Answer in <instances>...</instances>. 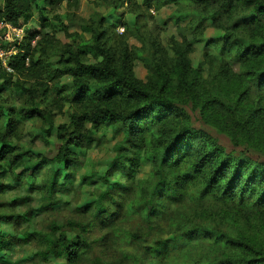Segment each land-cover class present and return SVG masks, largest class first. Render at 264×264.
<instances>
[{
  "label": "rangeland",
  "instance_id": "374dc122",
  "mask_svg": "<svg viewBox=\"0 0 264 264\" xmlns=\"http://www.w3.org/2000/svg\"><path fill=\"white\" fill-rule=\"evenodd\" d=\"M77 1L50 6L48 0H40L43 12L34 9L31 20L19 24L25 26L27 42L37 36L27 64L30 70L13 74L10 84L0 82V132L25 153L27 165H37L42 158L52 160L62 141L56 129H51L47 136V124L36 118L23 120L19 112L37 106L50 113L55 124L68 126L72 115L85 111L82 104L74 101V77L63 74L56 79L54 75L56 70H62L58 61L68 58L67 51H89L93 43L91 32L97 29L100 19L104 24L100 31L105 30L101 44L117 64L123 63L126 54L130 55L128 73L141 85L148 88L155 83L157 75L152 69L158 65L168 74L167 85L173 91L178 78L174 64H185L186 79L192 83L199 103L193 111L188 105L189 95L185 96L189 101L183 108L192 116L193 125L200 126L197 122L200 106L210 101L207 111L214 124L203 123L202 129L224 150L264 162V139L238 147L231 138L230 132L236 134L239 130L235 129L237 123L229 100L236 99L245 89L246 101L264 113V90L249 82V75H245L251 69L249 65L229 60L223 52V35L240 31L233 29L226 18L204 19L219 0ZM78 57L87 65L100 62L91 50ZM70 60L71 64L75 61ZM9 123L11 127L7 126ZM256 130L264 134V124ZM94 138L92 144L84 142L76 150L77 161L71 167L75 179L69 192L56 193L46 211H39L47 202L43 182L54 171L64 175L62 165L57 161L41 165L34 169L33 176L20 168L14 177L6 173L8 164L0 161V229L3 238L9 241L0 252V264H70L63 257L43 259L36 255L45 248L36 233L56 236L59 231L77 236L85 244L74 264H134L127 254L141 257L144 264H198L196 261L208 257L210 251L213 253L209 256L222 255L231 246L226 241L217 243L206 230L204 235L198 234L201 222L210 229L221 230L226 240L240 233L255 246L264 248V208L242 207L234 201L220 203L210 196L198 204L188 193L182 201H176L165 193L156 199L152 223H145L138 213L129 215L133 212L128 211L130 204L140 201L150 188L146 152L143 148L139 150V158L132 163L137 165L129 173L132 182H128L114 165L113 146L119 137L106 125ZM111 168L113 172L108 174ZM106 190L109 192L103 199L106 214L95 219L93 210L99 194ZM71 221L80 224L91 221L92 227L90 231L74 230L69 226ZM124 232L138 238L125 239ZM157 244L163 247L158 251L160 254L149 256L145 249Z\"/></svg>",
  "mask_w": 264,
  "mask_h": 264
},
{
  "label": "trees",
  "instance_id": "16d2710c",
  "mask_svg": "<svg viewBox=\"0 0 264 264\" xmlns=\"http://www.w3.org/2000/svg\"><path fill=\"white\" fill-rule=\"evenodd\" d=\"M48 1L50 6H54L63 2L69 4L74 0ZM40 5V0H3L0 6V21L14 25H19L20 22L26 24L33 17L34 9L39 13L43 12L45 8ZM205 18H226L233 29L240 31L223 35V52L229 60L249 65L251 69L245 74L249 75V82L256 89L264 90V0H219L218 5H213ZM102 21L103 19H100L97 29L91 32L93 43L88 47L89 51L99 57V64L87 65L80 61L79 54L89 53L85 49L78 50V53L67 51L68 58H60L58 61L62 70H56L54 75L56 79L63 74L74 77V101L82 104L85 111L72 115L69 125L66 126L55 124L51 114L37 106L31 105L21 109V119L36 118L49 126V129L45 130L47 136L51 129H56L62 146L52 160L42 158L37 165L30 166L25 161V153L12 145L0 132V161L8 164L6 173L14 176L15 171L22 168V172L33 176L34 169L41 168V165L55 161L60 163L65 174L54 171L43 182V193L47 202L39 211H46L53 204L56 193H68L71 188L75 179L71 167L77 161L76 150L84 142L92 144L95 141L94 135L103 126L109 125L113 135L120 139L113 146V150L115 169L121 177L124 175L128 182H132L129 180V173L137 165L132 163L139 158L141 148L146 152V161L150 165L149 179L146 181L150 188L140 201L130 204L128 211L133 212L129 215L138 213L145 223H152V218L156 215V199L165 193L176 201H182L188 193L198 204L210 196L220 203L234 201L242 207L264 208V162L236 154L235 151L224 150L202 129L203 123L214 124L212 115L207 111L211 106L210 101L200 106L197 118L199 127L193 125L192 116L183 108L189 100L188 105L193 111L199 105L193 94L192 83L186 79V65L174 64L178 78L173 91L167 85L170 80L168 74L158 65L152 69L157 75L155 83L148 86L149 89L144 87L128 73L130 55L126 54L123 63L117 64L108 49L101 44L105 35V30L100 31L104 25ZM93 28L94 26L89 30ZM27 39L25 31L23 40L16 45L17 52L10 57L9 64L13 72H7L0 65V82L10 84L13 74H23L30 70L27 64L35 45L33 46L31 41L27 42ZM85 47L87 48V45L83 46ZM71 58L75 59L72 64ZM186 95H189V100H185ZM247 97L248 92L243 89L236 99L228 102L236 119L235 129L239 130L236 134H230L234 145L238 147L264 139L263 132L256 130L264 124L263 110L248 103ZM11 123L7 126L11 127ZM246 128H253L254 131H247ZM240 135L241 138L238 139ZM112 172V168L107 171L108 174ZM108 194L107 190L99 194L93 210L95 219L106 214L103 199ZM69 226L74 230L82 228L84 231H90L92 222L80 224L71 221ZM210 228L201 222L198 234L204 235L206 230L217 243L223 244L226 241L231 246L228 247L229 251L222 255L209 256L213 253L210 251L206 255L208 257L196 263L264 264V248L255 246L249 237L239 233L226 240V235H223L221 230ZM51 230L55 231L53 227ZM124 233L125 239L132 241L138 238L133 233ZM36 236L45 244V248L36 254L43 259L63 257L68 263L74 264L85 248L82 240L64 231H59L56 236L38 232ZM8 244L9 241L3 238L0 229V252ZM161 249L162 244H157L153 247L147 246L145 250L149 256H154L160 254L158 251ZM126 257L134 264H144L139 256L127 254Z\"/></svg>",
  "mask_w": 264,
  "mask_h": 264
},
{
  "label": "built area",
  "instance_id": "2783aa9c",
  "mask_svg": "<svg viewBox=\"0 0 264 264\" xmlns=\"http://www.w3.org/2000/svg\"><path fill=\"white\" fill-rule=\"evenodd\" d=\"M25 31L24 25L0 21V65L9 73L13 72L9 64L10 57L17 52L16 45L23 40ZM34 39L31 41L32 45L35 44Z\"/></svg>",
  "mask_w": 264,
  "mask_h": 264
}]
</instances>
